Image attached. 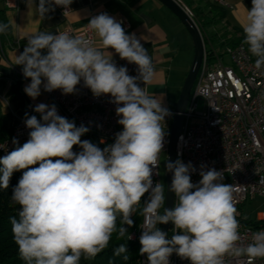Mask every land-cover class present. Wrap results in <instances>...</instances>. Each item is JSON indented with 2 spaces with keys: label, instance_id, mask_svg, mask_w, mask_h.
<instances>
[{
  "label": "clouds",
  "instance_id": "obj_1",
  "mask_svg": "<svg viewBox=\"0 0 264 264\" xmlns=\"http://www.w3.org/2000/svg\"><path fill=\"white\" fill-rule=\"evenodd\" d=\"M72 2L39 0L36 11L45 18L55 10L53 5L67 9ZM28 4L32 7L33 0ZM87 26L98 35L102 48L114 49L121 59L137 65L138 75H129L126 66L117 67L88 39L41 31L29 36L16 56L15 64L23 66L24 78L31 81L24 92L34 100L41 87L45 92L59 89L74 94L82 80L94 97L110 95L123 131L101 149L81 140L89 129L59 115L55 105L37 104L34 111L40 119L25 113L29 139L22 146L13 139L17 146L0 157V189L7 190L13 173L23 170L11 195L19 206L18 216L9 218L20 258L25 264H80L82 257L94 259L109 246L114 233L117 239H131L128 228L138 210L143 217L139 252L146 254L148 264H170L173 253L190 264H224L226 255L246 256L249 264L264 258V230L246 246L239 244L234 188L222 182L221 171L205 170L201 164V179L194 184L191 173L196 169L191 162L168 160L166 170L173 174L169 190L176 203L164 208L163 185H154L152 177L159 167L164 121L170 112L161 97L147 91L154 77L153 61L136 35L126 34L107 13L92 17ZM8 28L0 24V34ZM242 28L243 44L260 70L264 68V0H251ZM74 146L81 151H73ZM260 182L264 183V176ZM146 193L148 199L141 207ZM169 222L176 231L166 238L158 225ZM127 251L121 243L113 254H123L128 261Z\"/></svg>",
  "mask_w": 264,
  "mask_h": 264
},
{
  "label": "built area",
  "instance_id": "obj_2",
  "mask_svg": "<svg viewBox=\"0 0 264 264\" xmlns=\"http://www.w3.org/2000/svg\"><path fill=\"white\" fill-rule=\"evenodd\" d=\"M6 8L18 7L19 0H3ZM181 3L190 17H194L191 8ZM220 6L226 5L225 0H213ZM69 12V7L55 6ZM125 30L130 26L125 19H121ZM68 33L77 36L72 28L60 30L58 33ZM80 37L88 39L96 47L97 34L85 27ZM17 47L24 50L25 46L20 40L16 41ZM117 65L126 66L128 74L138 75L137 65L128 63L121 58H113ZM255 57L243 43L227 45L221 53L215 52L211 57L207 51L196 82L192 89L184 122L178 142V159L185 164L191 162L195 172L191 173L192 182L198 183L201 179L199 172L201 164L205 170L214 168L223 173L222 182L233 185L234 205L238 211L237 219L240 223V246L252 242V236L264 230V183L260 182L264 176V68L257 70L254 67ZM19 79H25L22 75ZM25 80H30L25 79ZM144 85L141 83V87ZM147 88V85H146ZM42 91L56 106L58 114L74 121L77 127L81 125L89 129L81 140H88L103 149L115 142L116 134L123 131V126L118 123L120 117L116 115V105L110 102V95L94 97L91 90L84 87L83 81L76 86L74 94H62L57 89L52 92ZM148 91V90H147ZM203 100L205 106L199 110L198 102ZM166 108V107H165ZM170 115L164 121V147L160 153V163L154 169L153 184L163 185L160 171L161 158L168 155L171 129L175 111L167 108ZM40 119V116H36ZM26 117H16L11 134L0 141V157L7 155L17 145L13 139L22 146L29 139L26 127ZM73 151L78 152V146ZM159 173L158 175L155 173ZM164 187V186H163ZM148 193L141 198V207L148 199ZM263 199L261 210L255 218L246 215L245 206L255 197ZM176 203V202H175ZM162 209V208H161ZM143 217L140 215L138 226L130 233L131 240L141 247L139 237L142 234L141 225ZM160 228V225H158ZM171 223L169 238L175 233ZM139 264H148L146 254L139 255ZM170 264H190V261L181 259L175 253L170 257ZM224 264H249L246 256L235 257L226 255ZM252 264H264V258L255 259Z\"/></svg>",
  "mask_w": 264,
  "mask_h": 264
},
{
  "label": "crops",
  "instance_id": "obj_3",
  "mask_svg": "<svg viewBox=\"0 0 264 264\" xmlns=\"http://www.w3.org/2000/svg\"><path fill=\"white\" fill-rule=\"evenodd\" d=\"M222 6L226 12L223 26L227 27L228 38H242V25L246 20V12L251 8V0H225ZM39 0H33L29 7L28 0H19L18 7L6 8L0 0V19L8 24L11 35L3 43L0 41V116L3 118L40 116L34 111L37 104L53 105L42 91L35 100L29 97L24 88L30 80L19 79L22 65L15 64L16 56L23 52L16 45L20 40L24 46L27 38L38 32L58 34L62 29L72 28L77 36L82 35L89 20L101 13H107L121 23L125 19L130 28L126 34H135L143 47L148 51L154 65V77L147 84L149 94L162 98V106L175 110L185 78L189 72L194 46L186 41L185 27L178 17L159 0H73L69 12L64 14L54 7L45 18H40L36 7ZM122 24V23H121ZM124 28V25L122 24ZM210 32H208V35ZM214 41L217 53H221V43ZM96 47L101 49L106 57L120 58L114 49L102 48L97 35ZM46 54V50H42ZM16 82H19L16 84ZM16 86V87H15ZM8 122V120H7ZM10 129V130H9ZM8 135L12 132V124ZM81 149L78 146V152Z\"/></svg>",
  "mask_w": 264,
  "mask_h": 264
},
{
  "label": "trees",
  "instance_id": "obj_4",
  "mask_svg": "<svg viewBox=\"0 0 264 264\" xmlns=\"http://www.w3.org/2000/svg\"><path fill=\"white\" fill-rule=\"evenodd\" d=\"M186 6L193 9L194 20L200 28L203 35L206 51L211 57L217 52L214 46V41L222 40L221 48L223 46H234L243 43L244 36L242 38L231 37L228 38L229 31L227 27L210 32L208 35L207 29L211 27H218L223 23L226 12L222 6L213 2L211 4L212 9L207 12V8H204L202 3L205 0H181ZM0 24H5L0 19ZM11 35V29L8 28L6 34H0V41L3 43L6 37ZM19 82H16L18 84ZM16 87V86H15ZM8 124L4 122L3 116H0V141L6 139L8 135ZM13 127V126H12ZM38 166V165H35ZM23 174V170L16 171L13 173L9 187L7 190L0 189V264H25L18 254V246L13 239L12 225L10 223V217L18 216L19 206L14 204L11 200L12 190L17 185L19 179ZM134 221V225L128 228L130 233L138 226L140 222L139 210L131 217ZM119 224V221H118ZM127 227V225H125ZM125 244L127 248V255L129 256L128 261L123 260V254L121 256H115L113 250L120 244ZM139 247L131 239L126 237L123 239H117V234L114 233L109 246L99 253L94 259L81 258L80 264H139Z\"/></svg>",
  "mask_w": 264,
  "mask_h": 264
},
{
  "label": "water",
  "instance_id": "obj_5",
  "mask_svg": "<svg viewBox=\"0 0 264 264\" xmlns=\"http://www.w3.org/2000/svg\"><path fill=\"white\" fill-rule=\"evenodd\" d=\"M159 1L162 2L168 9H170L178 17V19L181 21V23L185 26V28L191 35L194 46L193 60L189 72L183 83L181 93L174 110L175 116L171 129L170 144L168 151V160L174 162L178 159L177 157L178 142H179V136L181 135L183 128L184 114L187 110L192 89L194 87L198 73L203 63L204 53L206 51V45L199 26L197 25L194 18L190 17L187 14L181 3H179L176 0H159ZM172 175L173 174L171 172L167 171L164 208H168V209L174 207L176 202L175 194L169 190L172 181ZM170 225L171 222H169L168 224H160V229L168 234L166 238H169Z\"/></svg>",
  "mask_w": 264,
  "mask_h": 264
},
{
  "label": "rangeland",
  "instance_id": "obj_6",
  "mask_svg": "<svg viewBox=\"0 0 264 264\" xmlns=\"http://www.w3.org/2000/svg\"><path fill=\"white\" fill-rule=\"evenodd\" d=\"M211 3H213V0H205L203 1L202 5L204 8H207V12L210 11V9H212ZM192 11L195 13V11L192 9ZM184 26V25H183ZM185 27V26H184ZM223 23L220 24V26L218 27H211L210 29H207V32H214L217 31L219 29H221V31H223ZM185 29V35H186V41H188V43H191V45L193 46V42H192V38L191 35L189 34V32L187 31L186 28ZM212 34V33H210ZM205 106V102L203 100H199L198 102V108L199 110H203ZM8 120V122H7ZM15 119H12V117L9 118H5L4 122L8 124V128L11 127V124L13 126ZM10 130V129H9ZM9 132V131H8ZM168 161V155L164 154L161 158V165H160V171L162 174V179H163V188H164V193H165V189H166V174H167V170H166V163ZM262 201L263 199L261 197H255L254 201L249 202L248 204H246L245 206V211H246V215L251 217V218H255V216L257 215V213L261 210V206H262ZM163 212V208L161 209V213Z\"/></svg>",
  "mask_w": 264,
  "mask_h": 264
}]
</instances>
